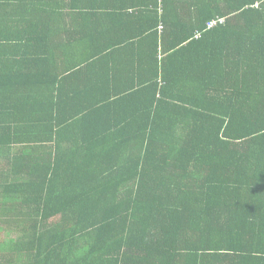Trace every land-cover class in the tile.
<instances>
[{
    "label": "trees",
    "instance_id": "16d2710c",
    "mask_svg": "<svg viewBox=\"0 0 264 264\" xmlns=\"http://www.w3.org/2000/svg\"><path fill=\"white\" fill-rule=\"evenodd\" d=\"M0 264H264V0H0Z\"/></svg>",
    "mask_w": 264,
    "mask_h": 264
}]
</instances>
